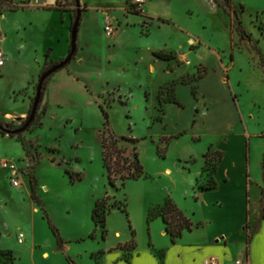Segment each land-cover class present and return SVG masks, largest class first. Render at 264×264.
Returning a JSON list of instances; mask_svg holds the SVG:
<instances>
[{"label": "rangeland", "instance_id": "rangeland-1", "mask_svg": "<svg viewBox=\"0 0 264 264\" xmlns=\"http://www.w3.org/2000/svg\"><path fill=\"white\" fill-rule=\"evenodd\" d=\"M101 1L111 2L103 7L117 18L112 35L102 24ZM146 1L147 12L135 0H80L85 12L78 52L47 79L35 120L19 133L14 131L29 118L41 75L71 51L78 6L77 0L0 5L6 54L0 124L9 131H0V264H70L68 256L79 264H107L100 261L108 249L111 256L121 254L115 264H131L126 247L132 241L140 250L170 243L162 217L148 222L149 209L171 196L194 222L199 219L189 194L193 180L199 188L215 180L220 156L206 149L232 125L230 93L251 127V179L264 182V0H223L242 27L217 0ZM201 113L196 129L205 138L195 141ZM111 133L139 139H122L108 151L112 166L125 174L137 151L141 177L110 183L103 137ZM230 147L239 149L241 142ZM252 188L255 208L259 189ZM220 195L228 211L230 202ZM99 202L106 224L95 230ZM114 202L125 211L110 210ZM256 221L250 219L251 228ZM52 226L63 238L61 250ZM197 233L186 232V240Z\"/></svg>", "mask_w": 264, "mask_h": 264}, {"label": "crops", "instance_id": "crops-1", "mask_svg": "<svg viewBox=\"0 0 264 264\" xmlns=\"http://www.w3.org/2000/svg\"><path fill=\"white\" fill-rule=\"evenodd\" d=\"M14 1L3 0L0 1V5L6 6ZM107 2L111 3L110 1H101L102 6L99 9L102 11L104 29L105 17L108 10L103 5L108 4ZM148 4L149 1L145 0L141 10L147 12L149 8ZM84 12H82V16ZM112 19L116 24L117 18L112 15ZM80 27L77 45L81 34ZM229 90L231 91L230 86ZM230 99L235 109V116L231 120L232 123H229V125H232L225 132L218 134L221 138L219 144L210 143L206 149L207 151H219L222 153V158L215 172L216 187L210 189L199 188L196 186L198 180H193V190L189 194V197L197 203L198 212L201 213V216L194 222L192 217L180 208L192 220L194 224L193 228L191 230L186 229L177 242L171 240L170 243L162 247H156V250L152 248L133 249L130 254L131 264H206V261L211 258H217V264H264V182H253L251 179L249 170L251 127L248 126L247 120L243 121V116L246 114L240 104H237L231 98V93ZM206 113H201L196 118L194 130L197 138L195 141H202L205 138L204 134L197 131L196 124L198 117ZM236 128L239 129L238 134H236ZM181 134L182 132L171 137H178ZM200 136L203 138L201 139ZM260 136L264 137L263 135ZM237 138L241 142V148L235 149L230 147V144ZM254 185L257 186V190L259 189L257 199L254 201L255 208L252 207V186ZM221 191L226 194V198L230 202L231 206L229 210L227 209L228 211L223 210L225 202H221L220 200ZM175 203L177 204L176 201ZM255 218L257 221L251 228L250 219ZM0 223L1 227H3L4 223ZM195 231H198V233L186 240V232L194 233ZM165 233L170 235L166 231V227ZM10 234H12V231ZM0 235H2L1 231ZM116 235H120V232H117ZM109 252L111 250L109 251L108 249L104 259L100 262L104 260L107 264L118 262L121 254L116 253L114 256H111ZM49 255V251L44 252V256Z\"/></svg>", "mask_w": 264, "mask_h": 264}, {"label": "trees", "instance_id": "trees-1", "mask_svg": "<svg viewBox=\"0 0 264 264\" xmlns=\"http://www.w3.org/2000/svg\"><path fill=\"white\" fill-rule=\"evenodd\" d=\"M57 2H58V0H57ZM217 2H219V5L225 6V8L228 9V11H230V13H232V14L234 13V17H235L239 27L240 26L242 27V21L236 15L237 11L232 10L230 3L229 2L225 3L223 0H217ZM242 31L244 32V30H242ZM157 55L164 60H168V59H171L174 57L172 54H164V53H158ZM194 92L196 93V89H194ZM173 102L177 103L179 101L174 99ZM103 111H104L106 119L108 120V118H109L108 112L104 109H103ZM0 131H4L6 133L9 132L5 128H3L2 130L0 129ZM109 137L110 138L103 137V147H104L103 161H104V166L107 168L110 183L112 185H116L117 179L120 178V179H122L123 184H125L127 179H133V178L141 177L145 173V169H144V165L142 164L141 159L139 157V153L137 151H135L131 154L132 160L127 161L128 165H129L127 167L128 172H129L128 174H125L121 170H118V169L116 170L112 166V164L114 163L113 158H112V154L110 151H108L110 146L118 144L122 139L133 140V141H138L139 139L135 138V137H126V135L119 136V135H116L114 133H111ZM214 153L219 154V156H220L219 161H220L222 158V153L219 151L213 152V154ZM208 154H209V152H207L205 155L208 156ZM117 175H119V177H117ZM215 187H216V181L213 180L212 184L205 186L204 188L210 189V188H215ZM34 197L37 198L35 195H34ZM100 205H101V202H99L97 204V206L94 209L93 214H92V218H93V221L95 223V230L100 223H102L103 225L106 224V213H107L106 207H103L101 209ZM113 208H119V209H122L123 211H125V208L122 207L121 204H117L116 202H114L110 206V210H112ZM158 217L163 218L164 223L166 225L165 226L166 231L170 234L173 242H177V240L180 237H182L183 232L186 229L191 230L193 228V225H194L192 220L185 215V213L180 209V207L175 203V201L171 197H168L163 204L155 205L149 209V212H148V222L149 223ZM52 228L58 237V239H57L58 248L62 249L63 244H64L63 238L59 235L58 230L55 226H52ZM136 247H137L136 243L134 241H132L128 245V247H126V248L128 250H133ZM68 261L70 264H79L77 261H75L70 256H68Z\"/></svg>", "mask_w": 264, "mask_h": 264}, {"label": "water", "instance_id": "water-1", "mask_svg": "<svg viewBox=\"0 0 264 264\" xmlns=\"http://www.w3.org/2000/svg\"><path fill=\"white\" fill-rule=\"evenodd\" d=\"M45 2H47V0H38L39 4H43ZM77 6H78L77 17H76L74 24L72 26L71 51H70L68 57L64 61H62L61 63H59L53 67H51L50 69H48L47 71H45L41 75V77L39 79L38 88H37V94H36V97H35L29 118L26 121L25 125L22 128L14 131V133H19V132L25 131L30 127V125L35 120L39 106L42 102L43 89H44L45 82L47 81V79L50 76H52L53 74H55L59 70H62L65 66H67L72 61L75 54L77 53V50H78L77 40H78V34H79V26H80L81 18H82V8H81L80 0H77ZM0 129L1 130L3 129V126H1V124H0Z\"/></svg>", "mask_w": 264, "mask_h": 264}, {"label": "built area", "instance_id": "built-area-1", "mask_svg": "<svg viewBox=\"0 0 264 264\" xmlns=\"http://www.w3.org/2000/svg\"><path fill=\"white\" fill-rule=\"evenodd\" d=\"M3 1V0H0ZM6 1V0H5ZM8 1V0H7ZM34 2L38 3V0H33ZM136 4L142 8L143 4L145 3V0H135ZM117 29V25L115 24L114 20L112 19V16L108 13H106L105 17V31L108 35H112ZM6 61V54L5 52L0 49V65H4ZM8 165L7 163L5 164ZM11 168H14L13 166H10ZM15 185H18L19 182L15 180ZM25 238V234L23 232L19 235V242H23ZM218 259L217 258H211L206 261V264H217Z\"/></svg>", "mask_w": 264, "mask_h": 264}]
</instances>
